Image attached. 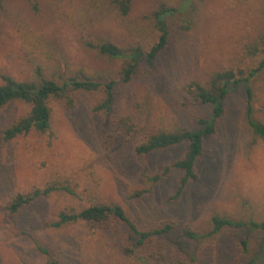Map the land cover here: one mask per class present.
Listing matches in <instances>:
<instances>
[{"label":"rangeland","instance_id":"rangeland-1","mask_svg":"<svg viewBox=\"0 0 264 264\" xmlns=\"http://www.w3.org/2000/svg\"><path fill=\"white\" fill-rule=\"evenodd\" d=\"M184 1L134 0L129 17L123 18L83 13L67 2L3 0L0 84L3 75L33 80L40 69L58 79L86 74L102 86L76 93L73 108L53 104L46 132L0 138V264H43L39 245L70 264H153L123 253L125 242L118 241L125 233L119 239L83 221L50 225L61 210L96 202L121 204L141 229L162 220L187 223L203 237L188 239L174 231L161 237L159 245L182 249L195 257L191 264H264L262 230L226 228L216 237L207 235L214 215L264 220V139L247 119L251 104L253 117L264 122V67L250 78L251 94L243 82L230 88L224 114L197 162L199 179L180 199L170 196L181 171L173 170L156 184L150 176L180 158L187 145L148 155L135 150L160 129L200 128L201 119L210 117L212 106L195 100L184 85L206 83L214 72L229 68L238 77L248 75L259 65L263 54L248 56L245 47L264 28V0H189L168 19L166 48L154 64L142 61L129 82L122 79L123 60L100 56L82 41L91 32L125 48L140 43L148 50L159 38L152 13L163 4L181 7ZM110 80L116 82L115 99L110 109L98 108ZM28 110L21 102L5 107L0 131ZM122 116L130 118L132 131L119 124ZM51 184L68 186L74 194L55 191L12 213L17 194ZM145 188L149 192L144 196H132Z\"/></svg>","mask_w":264,"mask_h":264},{"label":"trees","instance_id":"trees-1","mask_svg":"<svg viewBox=\"0 0 264 264\" xmlns=\"http://www.w3.org/2000/svg\"><path fill=\"white\" fill-rule=\"evenodd\" d=\"M56 6L67 2L69 7L81 12L94 11L97 15L129 17L134 0H53ZM191 2L185 0L181 7L161 5L151 17L159 31V38L148 50L138 43L125 48L119 43L99 36L89 35L82 37L83 44L100 56L123 60L122 79L129 82L135 70L142 61L154 64L155 59L161 54L168 44V19L178 10L187 7ZM3 0H0V7ZM36 6V5H35ZM89 14L86 16L88 17ZM248 56L263 54L259 65L250 70L248 75L237 76L234 69H224L214 72L206 83L192 80L183 86V89L191 94L200 103L212 106V113L208 119H201L200 128L182 127L176 130L160 129L149 135L143 142L136 145V153L148 155L150 153L165 150L167 148L185 143L187 145L184 154L174 161L164 165L158 172L150 176V181L156 184L167 177L173 170L181 171V177L175 191L170 196L178 200L184 194L187 186L199 179L197 162L204 154L206 139L215 133L216 122L225 111V98L232 86L243 82L251 94L249 86L250 78L255 76L264 67V28L258 38L245 47ZM115 80L105 83L106 99L98 108L110 109L115 99ZM102 86V82L92 76L82 74L70 76L66 79H58L55 76H46L38 69L37 76L33 80L18 81L10 75L2 76L0 84V112L8 105L21 102L29 105V110L18 118L7 123L0 131V138L4 141L13 140L18 136L26 135L31 131L46 132L50 129L53 120V104H63L66 108L75 106V94L78 92H96ZM251 97H249V100ZM250 103V102H249ZM251 104L248 105L247 119L253 132L264 139V122L256 120L252 115ZM119 124L132 131L133 124L128 116H122ZM128 132V131H127ZM65 190L74 194V190L68 186L51 184L45 188H34L26 194H17L13 199L10 209L12 213H18L23 207L32 204L36 200L50 196L53 192ZM149 189H141L133 193V197H142ZM83 221L91 227L97 228L105 234H111L119 239L127 234L125 239L118 241L123 245V253L127 257L140 256L153 264H191L195 257L187 255L182 249L169 250L164 243L159 245V239L179 231L188 239H200L203 237L193 230L187 223L177 219L162 220L151 228L141 229L130 218L127 210L119 203L96 202L83 208H67L61 210L54 221L53 227H61L65 224ZM212 229L208 236H217L226 228H247L262 230L264 232V220L255 219L239 220L225 216L214 215L212 217ZM247 245V241H242ZM43 264H70L61 259L57 253L39 245Z\"/></svg>","mask_w":264,"mask_h":264}]
</instances>
